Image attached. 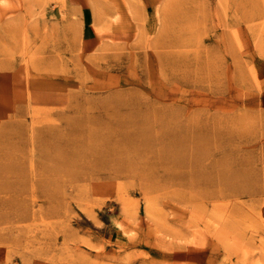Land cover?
<instances>
[{"label": "rangeland", "instance_id": "obj_1", "mask_svg": "<svg viewBox=\"0 0 264 264\" xmlns=\"http://www.w3.org/2000/svg\"><path fill=\"white\" fill-rule=\"evenodd\" d=\"M0 264H264V0H0Z\"/></svg>", "mask_w": 264, "mask_h": 264}]
</instances>
